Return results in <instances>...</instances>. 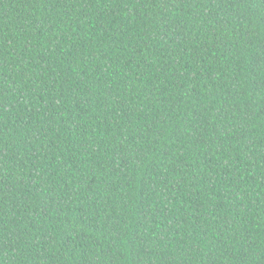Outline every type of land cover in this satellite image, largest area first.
Wrapping results in <instances>:
<instances>
[{"label": "trees", "instance_id": "16d2710c", "mask_svg": "<svg viewBox=\"0 0 264 264\" xmlns=\"http://www.w3.org/2000/svg\"><path fill=\"white\" fill-rule=\"evenodd\" d=\"M0 264H264V0H0Z\"/></svg>", "mask_w": 264, "mask_h": 264}]
</instances>
